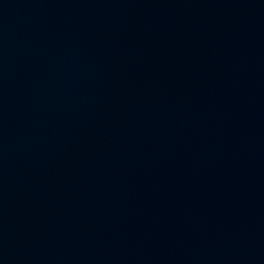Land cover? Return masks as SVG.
I'll return each instance as SVG.
<instances>
[{"label": "water", "instance_id": "95a60500", "mask_svg": "<svg viewBox=\"0 0 264 264\" xmlns=\"http://www.w3.org/2000/svg\"><path fill=\"white\" fill-rule=\"evenodd\" d=\"M0 264H264V0H0Z\"/></svg>", "mask_w": 264, "mask_h": 264}]
</instances>
